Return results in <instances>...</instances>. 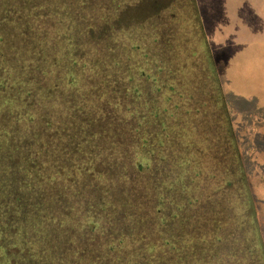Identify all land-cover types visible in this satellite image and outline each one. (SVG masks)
<instances>
[{"label": "trees", "instance_id": "obj_1", "mask_svg": "<svg viewBox=\"0 0 264 264\" xmlns=\"http://www.w3.org/2000/svg\"><path fill=\"white\" fill-rule=\"evenodd\" d=\"M184 1L192 15L186 31L204 42L215 80L209 79L211 87L205 88L204 95L195 89L178 100L173 94L180 86L165 81L174 66L167 67L170 58L161 54L160 47L150 53L145 30L127 39L130 51L125 58L143 64L120 65L124 59L118 54L119 58L112 57L107 45L121 37L114 30L105 32L108 26H120L100 14L95 20L91 16V35L83 40L85 49L76 48L80 53L70 65L72 81L58 72L56 55L42 60L35 52L33 60L42 62L30 65L32 51H43L37 31L43 26L36 22L43 3L0 0V24L11 17L26 28L22 17L29 19V33L18 27L17 35L9 36L11 47L18 48L24 59L13 62L6 46H0V141L8 144L0 149V264H198V258L202 264H217L218 259L228 261L231 248L244 257L238 245L220 248V234L210 225V221L220 223L219 212L228 214L224 203H243L238 214L252 220L255 233L252 243L244 245L242 225L237 240L251 264H264L262 209L256 201V191L264 190V163L256 154L264 156V148L258 141L255 159L246 164L248 149L233 127L195 2ZM169 2L149 11L155 20L152 37H186L184 29L177 27L176 11L169 13L174 28L160 16ZM8 33L0 25V45ZM137 52L144 57L136 58ZM157 53L164 59L156 68L151 59ZM84 54L86 63H79ZM195 57L190 54L189 61ZM117 68L121 72L110 80ZM155 74L160 81L151 80ZM185 75L181 72V77ZM217 96L223 101L216 107ZM193 110L192 115L200 116L196 125L203 123L199 136L215 142V147L209 144L205 149L213 151L208 156L215 157L219 166L215 176L212 165L198 163L192 176L181 179V191H171L172 159L180 154L182 138L170 146L164 141L166 130L186 120L182 112L188 115ZM246 167L254 171L251 182ZM238 183L245 191H237ZM207 197L211 202L203 206L201 201ZM186 207V216L179 219ZM43 218L49 227H42ZM229 219L223 216L221 224ZM180 229L187 231L180 234ZM198 231H203L202 236H197Z\"/></svg>", "mask_w": 264, "mask_h": 264}, {"label": "rangeland", "instance_id": "obj_2", "mask_svg": "<svg viewBox=\"0 0 264 264\" xmlns=\"http://www.w3.org/2000/svg\"><path fill=\"white\" fill-rule=\"evenodd\" d=\"M27 1V0H26ZM43 3L44 8H40V13H38L37 21L43 27H37L38 35L41 36L40 40L42 43L40 52L38 49L32 51L30 65L31 67L36 64L39 65L42 61H34L33 55L35 52L38 53L40 58L43 60L46 55H56L58 60V72L60 74H67L69 80L74 81L73 77L70 76V65L74 64L75 58L80 53L76 49L78 46L84 48L83 40L87 36L91 35L92 28L89 27V19L92 16L93 20L100 14V17H105L110 20L112 24H118L120 27L115 29L114 26H108L105 31L108 34H114L121 37V41L114 43L113 45H107V50L112 57L116 58L118 55L123 61H120L121 64L128 66L140 67L142 64L136 65V60H126V52L130 50L127 49V44L130 43L127 39L136 37L140 35L143 30L147 33L148 41L150 43L149 50L150 53L154 52L160 47L162 55H167L170 58V61L167 65L174 66L171 67L173 73H169L170 78L165 81L169 83H174L180 86L179 89H176L173 96L176 99H185L187 95L195 90L201 94H205V88L211 87L209 79L213 83L215 80L212 76V71L214 68L213 62L209 60L208 54L205 50V44L202 40L194 38L186 31L187 23L191 22L188 15L187 2L184 0H40ZM166 1H170L168 7L165 8V13H160V16H164L167 26H172L173 21L170 19L171 12H175V17H180L177 22V27L183 31L186 37H182V34L177 35L176 37L170 38L168 40V34H160V37L155 38L150 34L151 24L155 22L153 18L149 15V11L152 7L165 4ZM221 1V10L222 17L220 21L214 25H207L208 30V41H210L211 50H220V55L216 59H222V62H217L216 68L218 72V77L220 85L223 91V97L226 101L229 114L232 117L233 122H235V131L237 136L239 134L240 141L244 140L246 147L253 148L256 146L257 139L261 141V138L264 136V127L262 131L257 134H254L257 131L256 127L264 126V0H220ZM10 12H13L10 10ZM179 13V14H177ZM97 14V15H96ZM220 14V13H219ZM213 16V15H212ZM27 26L20 24L18 19L14 21L13 18H9L8 21L6 17L3 19L6 22H2L0 25H4L8 28L9 33L8 37H5V44L2 43L0 46H6L8 56L13 62L21 61L24 57L20 54L18 48H12L11 39L9 36H16L18 27L25 28L29 33V19L27 16L22 17ZM104 18V19H105ZM2 20V18H1ZM149 25L150 27H147ZM184 25V26H183ZM183 26V27H182ZM140 27V29H136ZM36 29V28H34ZM189 38V40H186ZM157 40L160 43H157ZM50 41V42H47ZM212 41V43H211ZM163 46V47H161ZM191 49V51H190ZM24 50V48H22ZM142 50V49H141ZM174 52V54L172 53ZM216 53L218 51H215ZM118 54V55H117ZM195 55L193 60L189 61V55ZM84 54L81 58L78 59V62H85ZM144 57L140 52L136 53V58ZM119 58V57H118ZM164 59L163 56H160L158 53L155 57L151 59L152 62L157 63L156 68L158 67V61ZM28 65V64H27ZM28 67V66H27ZM196 67L197 70L194 68ZM162 68V67H160ZM122 68H117L113 70V74L110 78L112 80L113 76H116L121 72ZM153 69V68H152ZM154 70V69H153ZM190 70V72H188ZM155 71V70H154ZM181 72L187 75L181 77ZM210 75V76H209ZM153 82L160 81V77L156 74L150 76ZM205 79V80H204ZM133 83V82H131ZM139 82L136 81V84ZM140 89V88H139ZM81 91V90H80ZM139 91H142L141 89ZM237 93V100L231 99V94L233 92ZM248 93L255 94V97L252 96L248 100H239V95L249 96ZM134 96V97H133ZM136 99V95H132ZM131 97V98H132ZM222 98L216 97L214 102L217 107L218 104H222ZM252 106V103L257 107H261L258 111L257 118H253L252 115L246 117L247 115L244 112L246 110V104ZM245 104V105H244ZM261 105V106H260ZM193 112L185 115L183 112L181 116H185L186 120L183 122L176 121L171 127L166 130L168 132L166 141L170 146H175L171 141L178 138H182V148L180 154L174 157L172 160L175 162L172 165V179L173 182L169 183L171 186V191H181L179 188L181 179L188 178L192 176L193 172L198 163L202 162L212 165L215 176L216 169H218L219 161L213 157L208 156V153H212L211 150H206V146L209 144L212 147L215 143L214 141H207L203 137L199 136L198 127H202V124L196 125L197 115H192ZM191 115V116H189ZM234 118V119H233ZM243 118V123L240 120ZM245 118V122H244ZM236 122H239L236 124ZM155 126L156 123L154 122ZM259 130V128H258ZM263 134V136H262ZM238 136V137H239ZM259 141V142H260ZM175 142V141H174ZM8 144L5 141H0V149L7 148ZM261 146V145H259ZM198 151H196V150ZM176 153V151H175ZM205 153V154H204ZM214 158V159H213ZM257 174V172L255 171ZM237 175V173H234ZM210 178V177H209ZM207 178V179H209ZM211 178H215L211 176ZM202 180V179H199ZM186 186L188 187L190 178L187 180ZM254 183V181H253ZM255 186V184H254ZM237 191H245L243 186L238 183L236 186ZM189 192V191H188ZM255 192V191H254ZM259 195L256 197V201L261 204V213L259 221L262 220L263 223V241H264V190L256 191ZM255 193V194H256ZM261 193V194H260ZM1 194V191H0ZM206 196L210 195L205 193ZM211 202V198L207 197L201 201L202 205H208V201ZM237 204H226L225 210L228 211V214L225 212H219L217 221H210L213 231H216L217 234H220V248H229V245L235 246L238 245V252L241 250V254H245L244 257L237 254V252L231 248V253L227 255L228 261L222 262L218 259L217 264H236V262H241L243 264H251V259L244 250V247L240 240H237L239 235L238 232L242 231V225H244L242 234L245 235L247 241L243 242L245 245H250L254 236V227L252 225V220L250 218L244 217L242 214H238L241 210V203ZM192 204H189V207ZM200 206V204L198 203ZM31 206L30 208H32ZM189 207L183 209L181 214H178L179 219H184L186 212ZM33 209L37 211L45 210L43 206H34ZM25 212V211H24ZM26 213V212H25ZM43 214V213H42ZM27 216V213L25 214ZM41 215V214H40ZM224 217H231L228 220V224H221V220ZM43 217V215H42ZM206 218V217H205ZM37 221V220H35ZM198 221V219H197ZM204 222L203 220H200ZM42 227H49L45 225L46 220L42 219ZM211 226L207 230L211 229ZM220 226V228L218 227ZM210 228V229H209ZM33 230L38 232V228L33 227ZM181 233L187 231L180 229ZM201 231L197 232V236H202ZM203 234V231L201 232ZM215 234L214 238L218 235ZM30 234L26 235V238ZM208 240H211L209 234L206 235ZM43 243L44 241L41 240ZM201 250V249H200ZM202 254V253H201ZM198 264H202L203 259H195ZM249 262V263H248Z\"/></svg>", "mask_w": 264, "mask_h": 264}, {"label": "crops", "instance_id": "obj_3", "mask_svg": "<svg viewBox=\"0 0 264 264\" xmlns=\"http://www.w3.org/2000/svg\"><path fill=\"white\" fill-rule=\"evenodd\" d=\"M194 2H195V6H196V11H197V13H198V17H199V20H200V23H201V26H202V28H203V31H204V33H205V35H206V37H207V40H208V30H207V25L208 24H210V25H212L213 27H214V25L216 24V23H218L219 21H220V18L222 17V10H221V7H222V5H221V1L220 0H194ZM220 13V14H219ZM213 15V16H212ZM210 41H208V43H209ZM211 43H212V41H211ZM209 46H210V43H209ZM210 49H211V47H210ZM215 51H218L217 53L215 52ZM211 52H212V55H213V58H214V61L216 62V64H217V62H222L223 60L222 59H219L218 58V60L216 59V57L218 56V54L220 55V50H213V48H212V50H211ZM218 65V64H217ZM247 94H249V96H248V98H247V96H244V95H242V94H240L239 95V100L241 99H243V100H248L250 97H252V96H254L255 97V94H252V93H248L247 92ZM237 93L234 91L233 92V94H231V99H233V100H237ZM246 104V110L244 109V112H245V114L247 115L246 117H248V116H250V115H252V117L255 119V118H257V115H258V111H259V109L261 108V107H257L255 104H253L252 103V106H250V105H248L247 103H245ZM244 104V105H245ZM261 106V105H260ZM240 122L241 123H243V118L240 120ZM244 122H245V118H244ZM237 123H239V122H236V124ZM234 126H235V122H234ZM263 127L264 126H261L260 125V127L258 126V127H256L257 128V131H255L254 132V134H257L258 132L260 133L261 131H262V129H263ZM258 128H259V130H258ZM261 134V133H260ZM262 136H263V134H262ZM258 141H260L259 139H257V143H258ZM257 143L255 142V144H256V146L254 147V148H256L258 145H257ZM260 145H261V148H264V136L261 138V141H260ZM245 147H246V145H245ZM246 149H248L247 150V153H248V156H247V158H246V164H247V162L248 163H251L254 159H255V155L254 156H252V154H254V152H253V148H246ZM256 154V153H255ZM262 153H259V152H257V158L258 159H260V160H262V161H260V162H263L264 163V156L262 155V156H260ZM253 164V163H252ZM261 164V163H260ZM248 165V164H247ZM246 165V166H247ZM247 168V172H248V177H249V180H250V182H251V180H253V179H255V177H254V175L252 174V172H254V171H252V170H248L249 168L248 167H246ZM257 173H259V171L257 170L256 171Z\"/></svg>", "mask_w": 264, "mask_h": 264}, {"label": "flooded vegetation", "instance_id": "obj_4", "mask_svg": "<svg viewBox=\"0 0 264 264\" xmlns=\"http://www.w3.org/2000/svg\"><path fill=\"white\" fill-rule=\"evenodd\" d=\"M229 115H231V114H229ZM230 117H231V116H230ZM233 119H234V118H233ZM231 120H232V117H231ZM232 124H233V127H235V126H234V122H233V120H232Z\"/></svg>", "mask_w": 264, "mask_h": 264}]
</instances>
